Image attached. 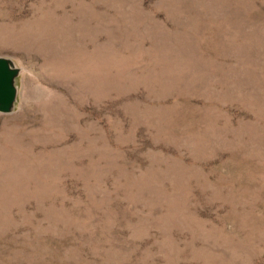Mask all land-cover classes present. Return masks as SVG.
Instances as JSON below:
<instances>
[{
  "label": "rangeland",
  "instance_id": "374dc122",
  "mask_svg": "<svg viewBox=\"0 0 264 264\" xmlns=\"http://www.w3.org/2000/svg\"><path fill=\"white\" fill-rule=\"evenodd\" d=\"M0 264H264V0H0Z\"/></svg>",
  "mask_w": 264,
  "mask_h": 264
},
{
  "label": "water",
  "instance_id": "95a60500",
  "mask_svg": "<svg viewBox=\"0 0 264 264\" xmlns=\"http://www.w3.org/2000/svg\"><path fill=\"white\" fill-rule=\"evenodd\" d=\"M17 71L6 58H0V112H9L16 99L14 78Z\"/></svg>",
  "mask_w": 264,
  "mask_h": 264
}]
</instances>
